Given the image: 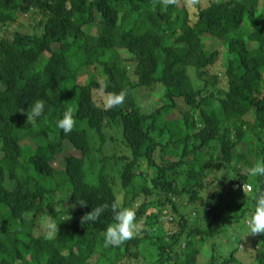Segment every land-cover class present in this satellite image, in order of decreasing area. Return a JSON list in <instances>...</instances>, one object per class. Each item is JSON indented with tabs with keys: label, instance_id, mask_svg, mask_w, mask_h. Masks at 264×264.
<instances>
[{
	"label": "trees",
	"instance_id": "16d2710c",
	"mask_svg": "<svg viewBox=\"0 0 264 264\" xmlns=\"http://www.w3.org/2000/svg\"><path fill=\"white\" fill-rule=\"evenodd\" d=\"M262 1L0 0V264H126L141 259L147 239L157 246L150 264H264V234L236 233L264 195V176L247 172L264 159ZM217 63L225 88L211 72ZM84 67H100L105 83L96 72L85 77ZM101 88L126 89L125 102L106 110L95 100ZM143 88L161 104L144 110ZM178 98L189 109L168 120ZM37 99L45 113L32 123ZM69 109L75 125L64 134L56 122ZM113 127L123 148L107 154ZM65 143L81 155H66ZM138 200L143 227L118 247L103 243L115 223L110 208L81 224L92 207ZM43 215L57 221L55 235L35 234ZM165 221L167 235L147 226ZM219 244L228 249L221 263Z\"/></svg>",
	"mask_w": 264,
	"mask_h": 264
},
{
	"label": "rangeland",
	"instance_id": "374dc122",
	"mask_svg": "<svg viewBox=\"0 0 264 264\" xmlns=\"http://www.w3.org/2000/svg\"><path fill=\"white\" fill-rule=\"evenodd\" d=\"M189 1H191V0H189ZM261 5H262L261 8L264 9V1H262ZM18 15H19V17H23L22 21H26L27 20V17L22 12H18ZM91 27H93V28H91ZM13 28H17L16 24L12 25L11 29H13ZM90 28L92 29V32L96 31V25L95 24H92V26L85 27V29H87L88 32H90ZM0 34H2L1 30H0ZM117 54L120 57H123V58H126L128 56V53L125 52V51L117 52ZM224 69L225 68L220 63H217L214 67L211 68V72L213 74H219L221 76L220 85H221L222 88L227 87V83L225 82L226 79L223 76ZM81 72L87 78L89 77V75H92L93 73L96 72L95 78L97 80H99V82H101L103 84L105 83V76L102 74L100 67H98L97 71H95L93 67H84ZM189 73H190V76L192 77V79L194 80V82L195 83H199L198 81H196L197 78H196L195 68L190 67L189 68ZM201 84L202 83H200V85ZM152 94H153V92L150 91V89L143 88L140 100H141V102H142V104L144 106V110H149L151 107L155 108L156 106L161 104V102H159V101H157V100H155L154 98L151 97ZM158 94H160V93L158 92ZM108 97H109V94L105 93L103 88L96 89V91H95V100L97 101V103L99 105L104 106L106 101H107V99H108ZM158 99H160V98H158ZM177 102H178V107L172 113L167 115V119L168 120L179 119L180 117H182L183 112H185V111H187L189 109V106L185 103L183 98H178ZM246 118L247 119L252 118L251 114L249 113L246 116ZM120 138H122L121 130H119L118 128H115V127L110 128L108 133H107V141H106V144L104 146L105 153L112 154L113 152H119L120 149L123 148V146L119 142ZM93 141H94L95 147H99L100 146V138L99 137L93 135ZM64 150H65V154L66 155H78V156L81 155V152L77 151L69 143H65ZM102 153L103 152H99V151L95 152V154L97 156L96 157L97 160L99 159V157L101 156ZM64 162L65 161H64L63 155H60V156L57 157V160L55 161V165L58 166V167H61V166L65 165ZM140 169H142L145 173H151V170L148 169L147 165L141 166ZM116 170L117 169H115V171L112 172V176H113L115 182L118 184L117 185V189H119L120 185H121V179L119 178L118 172ZM8 186L12 187L13 183L9 181L8 182ZM119 197H120V200H121L122 197H123V192L122 191H120ZM59 199L60 198H58L56 200V202H55V206H57V207H58V205H60L58 203ZM241 201H242V199H240L238 201V203H240ZM57 203H58V205H57ZM139 205H140V201L138 200L135 203H133V206L131 208L136 210ZM67 206L71 210H74V211L76 210V207L71 202H68ZM154 209L155 210L157 209V205H152V207L150 208L151 211L154 210ZM26 217L27 218H33L34 214L32 212H29V213L26 214ZM248 218L242 219L243 223L237 224L236 233L239 232L237 234H240V235H243V236L244 235H248V224H247ZM56 222L57 221L55 219H52L51 216L43 215L41 218H39L38 225H37V227L34 230L35 234L38 235V236L39 235H44V236L55 235L56 232H57ZM138 223H140L138 225L139 226V230H140V228L143 227L144 219H140V222H138ZM147 226H148V228L151 229V231H153V235H158V234L159 235H163V234L167 235V234H169L168 231L170 230V224L167 221H165L163 224L162 223H160V224L158 223L157 225H154V226H152V225L151 226L147 225ZM234 226H235V224H234ZM232 232H233V230L230 227V230L226 231V233H225V235L223 237V240L226 239L230 235V233H232ZM156 247L157 246H156L154 240L147 239L144 242V244L142 245V247H141V249H142L141 250L142 251L141 259H139V260H127L126 264H150L151 262H153L154 260H157V258H158L157 257L158 256L157 255V251L155 250ZM248 247L250 248L251 246H248ZM227 251H228V249H227V247L225 245L219 244V246H217V253H219V252L222 253L221 258L217 261V263H219V262L221 263L222 262V260L226 256L225 254H227ZM184 259L185 258H183V260ZM234 264H236V263H234Z\"/></svg>",
	"mask_w": 264,
	"mask_h": 264
},
{
	"label": "clouds",
	"instance_id": "9594fccd",
	"mask_svg": "<svg viewBox=\"0 0 264 264\" xmlns=\"http://www.w3.org/2000/svg\"><path fill=\"white\" fill-rule=\"evenodd\" d=\"M166 3H171L172 0H165ZM127 90H121L118 93L109 95L104 107L111 109L125 102ZM44 99H37L31 105L30 113L27 112V121L36 123L45 113ZM75 125L74 113L71 109L67 110L64 115L57 120L56 126L61 129L64 134L72 131ZM247 172L253 177L264 176V159H260L253 163ZM80 205H86L88 202L84 199L77 200ZM111 209L115 223L109 225L105 232L103 243L105 247H118L124 242L132 239L138 234L139 226L136 223V211L133 208H122L117 202L100 204L92 207L91 211L86 212L81 217V224L88 225L89 223L99 222L107 210ZM248 234H264V195L256 198L255 209L247 221Z\"/></svg>",
	"mask_w": 264,
	"mask_h": 264
}]
</instances>
